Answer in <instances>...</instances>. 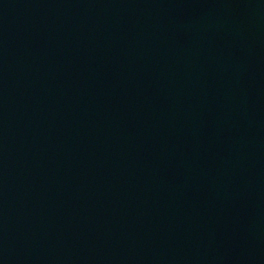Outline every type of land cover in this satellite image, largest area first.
Returning a JSON list of instances; mask_svg holds the SVG:
<instances>
[{"label":"water","instance_id":"obj_1","mask_svg":"<svg viewBox=\"0 0 264 264\" xmlns=\"http://www.w3.org/2000/svg\"><path fill=\"white\" fill-rule=\"evenodd\" d=\"M0 264H264V0H0Z\"/></svg>","mask_w":264,"mask_h":264}]
</instances>
